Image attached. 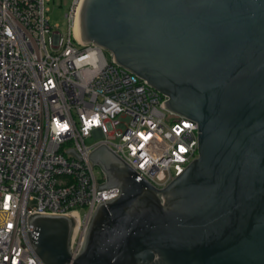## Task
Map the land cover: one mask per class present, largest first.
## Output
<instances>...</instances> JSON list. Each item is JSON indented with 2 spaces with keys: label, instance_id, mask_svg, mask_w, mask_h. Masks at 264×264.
<instances>
[{
  "label": "water",
  "instance_id": "obj_1",
  "mask_svg": "<svg viewBox=\"0 0 264 264\" xmlns=\"http://www.w3.org/2000/svg\"><path fill=\"white\" fill-rule=\"evenodd\" d=\"M81 41L167 96L199 127V158L163 190L110 148L99 204L73 259L75 221L34 214L44 264H264V0H82Z\"/></svg>",
  "mask_w": 264,
  "mask_h": 264
},
{
  "label": "built area",
  "instance_id": "obj_2",
  "mask_svg": "<svg viewBox=\"0 0 264 264\" xmlns=\"http://www.w3.org/2000/svg\"><path fill=\"white\" fill-rule=\"evenodd\" d=\"M50 1L0 0V264H44L28 235L34 214L72 217L80 253L97 207L120 192L98 190L107 179L89 155L100 146L158 190L199 158L197 123L76 38L82 0L67 39L50 26Z\"/></svg>",
  "mask_w": 264,
  "mask_h": 264
},
{
  "label": "rangeland",
  "instance_id": "obj_3",
  "mask_svg": "<svg viewBox=\"0 0 264 264\" xmlns=\"http://www.w3.org/2000/svg\"><path fill=\"white\" fill-rule=\"evenodd\" d=\"M74 0H51L47 3V8L49 9L48 17L50 26L53 29H56L59 26V31L65 39L68 38L70 30V22L68 19V14L72 8ZM106 56L109 60L112 59V56L109 52L106 51ZM88 145L94 144L93 140L87 141ZM96 171H102L100 167L96 166ZM179 171L174 170V174H178Z\"/></svg>",
  "mask_w": 264,
  "mask_h": 264
},
{
  "label": "bare ground",
  "instance_id": "obj_4",
  "mask_svg": "<svg viewBox=\"0 0 264 264\" xmlns=\"http://www.w3.org/2000/svg\"><path fill=\"white\" fill-rule=\"evenodd\" d=\"M74 33L78 40H81L80 28H79V19L77 18L74 26Z\"/></svg>",
  "mask_w": 264,
  "mask_h": 264
}]
</instances>
